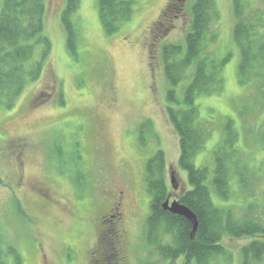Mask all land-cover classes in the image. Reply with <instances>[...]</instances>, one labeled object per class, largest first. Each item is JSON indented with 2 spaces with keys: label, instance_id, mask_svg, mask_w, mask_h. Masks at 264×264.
Masks as SVG:
<instances>
[{
  "label": "rangeland",
  "instance_id": "1",
  "mask_svg": "<svg viewBox=\"0 0 264 264\" xmlns=\"http://www.w3.org/2000/svg\"><path fill=\"white\" fill-rule=\"evenodd\" d=\"M65 1L45 0V36L52 49L40 79L27 85L14 108L0 111V251L5 254L12 247L23 264H92L90 252L102 238L100 215L121 198L125 248L119 256L124 264H168L143 245L149 202L143 170L151 151L160 148L167 183L174 182L171 201L188 188L186 173L177 164L178 138L165 112L159 56L165 44L185 47L194 0H142L130 22L110 37L101 29L97 0H81L73 16L76 58L65 48L60 25ZM247 1L264 12V0ZM213 2L218 41L210 48L217 59H229L221 74L223 91L197 98V118L208 138L194 165L212 171L222 122L235 119L242 153L238 160L248 166L246 183L234 176L231 197L223 201L213 193L212 199L237 217L249 209L264 221V114L245 107L244 120L237 116L235 106L252 92L237 85L232 1ZM39 54L35 47L34 59ZM145 122L154 135H147L140 149L137 130ZM110 226L108 222L105 228ZM225 238V247L234 254L248 242Z\"/></svg>",
  "mask_w": 264,
  "mask_h": 264
},
{
  "label": "trees",
  "instance_id": "2",
  "mask_svg": "<svg viewBox=\"0 0 264 264\" xmlns=\"http://www.w3.org/2000/svg\"><path fill=\"white\" fill-rule=\"evenodd\" d=\"M80 1L66 0L60 15L65 48L74 58L77 57L78 34L73 16ZM141 1L97 0L98 20L104 35L117 34L123 25L130 22ZM213 1L192 2L188 12L191 23L184 37L185 47L165 44L160 48L166 83L165 112L178 138L177 164L186 173L188 185L175 201L186 207L196 222L194 227L189 220L162 209L174 186L171 181L167 183L164 151L154 149L143 170L144 189L149 196L143 245L145 250L151 249L161 262L168 264H258L264 258V221L261 215L244 209L237 217L232 211L215 205L212 199L213 193L223 201L231 197L228 189L234 176H238L243 185L246 183L243 171L248 166L238 160L242 153L237 148L240 131L235 127L236 120L225 118L222 122L221 141L212 151V171L207 167L196 168L193 160L203 150L208 138L197 118V98L211 97L223 91L221 74L229 59V56L217 59L210 48L218 41L215 24L219 17ZM231 1L234 20L232 43L238 52L237 85L252 92V96L244 99L243 105L235 106L237 116L244 120L245 107L247 110L260 109L257 115L264 114V12L253 8L247 0ZM0 2L1 111L14 108L27 85L40 79L52 45L45 36V0ZM35 47L40 48L38 60L34 59ZM43 101L41 97L38 104ZM59 104H63L61 95ZM152 130L150 122L139 126L138 148L146 146L147 135L153 134ZM261 136L260 145L264 148V134ZM229 168L235 175H231ZM119 226L107 227L100 234L102 238L96 241L90 252V263H98L102 254H106L108 264L117 263L116 256L123 255L125 248L124 233L118 234L119 229L121 232ZM225 237L247 239L248 242L238 254H234L225 247ZM106 242L107 246H102ZM9 260L12 264H23L19 253L7 246L5 254L0 251V264H8Z\"/></svg>",
  "mask_w": 264,
  "mask_h": 264
},
{
  "label": "flooded vegetation",
  "instance_id": "3",
  "mask_svg": "<svg viewBox=\"0 0 264 264\" xmlns=\"http://www.w3.org/2000/svg\"><path fill=\"white\" fill-rule=\"evenodd\" d=\"M120 200H121V198L116 199L115 202L110 204V206H109L110 208L107 211L105 210L103 212V215L102 214L100 215L99 224L101 226V233L104 232V229H106L105 226H106L107 222H111L113 224L112 225L113 227L116 226V225L117 226L120 225V223L122 221V217H123L121 212H120ZM123 232L124 231L122 229H121V232H120V229H119L118 234L120 235V233L122 234ZM102 246L106 247V245H102ZM96 262H95V264H96ZM98 263L99 264H108V260L106 258V254H102L99 257ZM115 264H124V258L122 256H118L117 263H115Z\"/></svg>",
  "mask_w": 264,
  "mask_h": 264
},
{
  "label": "water",
  "instance_id": "4",
  "mask_svg": "<svg viewBox=\"0 0 264 264\" xmlns=\"http://www.w3.org/2000/svg\"><path fill=\"white\" fill-rule=\"evenodd\" d=\"M171 184H174V182H172V179H171ZM170 195L168 199L163 203L162 209L164 211L169 212V214H173V215L183 217L189 220L190 222L193 223V226L195 227L196 222H195L194 215L190 213V211L186 207L178 203V201H175V200L174 202L170 201Z\"/></svg>",
  "mask_w": 264,
  "mask_h": 264
}]
</instances>
